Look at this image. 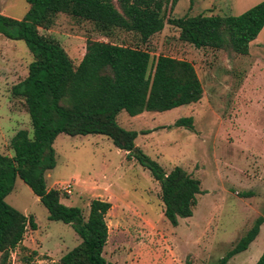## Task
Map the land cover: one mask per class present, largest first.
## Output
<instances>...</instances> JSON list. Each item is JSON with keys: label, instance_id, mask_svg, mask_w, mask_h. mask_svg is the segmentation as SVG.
Here are the masks:
<instances>
[{"label": "rangeland", "instance_id": "rangeland-1", "mask_svg": "<svg viewBox=\"0 0 264 264\" xmlns=\"http://www.w3.org/2000/svg\"><path fill=\"white\" fill-rule=\"evenodd\" d=\"M262 1L179 0L165 15L237 16ZM27 9L25 0H0L1 15L20 20ZM38 31L56 39L76 65L86 40L137 47L154 59L167 56L192 64L203 91L197 103L136 117L121 111L116 117L121 128L138 133L135 146L165 173L179 167L200 182L202 194L192 217L173 227L163 215L159 184L101 135H59L53 143L56 165L45 173V182L48 190L60 192L63 205L79 208L85 219L92 200L110 204L102 252L109 263L217 264L264 217V27L244 56L197 49L180 41L167 23L146 44L120 30L105 37L92 23L61 13L48 30ZM32 60L22 41L0 35V154L9 157L14 134L31 132L23 102L12 96L11 88L27 76ZM181 118H191V128L175 127ZM5 202L32 216L37 226L27 228L8 264H54L81 242L69 225L48 220L46 209L19 178ZM263 251L264 223L248 249L227 264H255Z\"/></svg>", "mask_w": 264, "mask_h": 264}, {"label": "trees", "instance_id": "trees-1", "mask_svg": "<svg viewBox=\"0 0 264 264\" xmlns=\"http://www.w3.org/2000/svg\"><path fill=\"white\" fill-rule=\"evenodd\" d=\"M178 1L25 0L28 9L20 20L0 14V35L22 41L33 58L27 76L11 88L12 96L23 102L31 132L17 131L10 141L13 155L0 154V264H8L27 228H37L32 216L26 217L5 202L16 178L38 198L49 221L69 225L81 240L54 264H112L102 256L110 204L92 200L85 219L79 208L60 202L58 190L46 187L45 173L56 165L53 143L61 134L105 136L159 184L163 215L173 227L179 219L192 217L196 197L202 194L200 182L179 167L165 173L135 146L138 133L124 130L116 122L121 111L136 117L197 103L203 91L192 64L167 56L154 59L137 47L86 40L85 52L76 65L56 39L38 31L48 30L61 13L92 23L105 37L120 30L135 34L146 44L167 23L178 31L180 41L197 49L244 56L264 27V0L237 16L166 19L167 7L172 9ZM191 125V118L174 123L175 127ZM263 223L264 217H258L217 264H227L246 251ZM255 264H264V251Z\"/></svg>", "mask_w": 264, "mask_h": 264}, {"label": "built area", "instance_id": "built-area-1", "mask_svg": "<svg viewBox=\"0 0 264 264\" xmlns=\"http://www.w3.org/2000/svg\"><path fill=\"white\" fill-rule=\"evenodd\" d=\"M67 188H69V186ZM66 193L70 194V191L69 190H66Z\"/></svg>", "mask_w": 264, "mask_h": 264}]
</instances>
